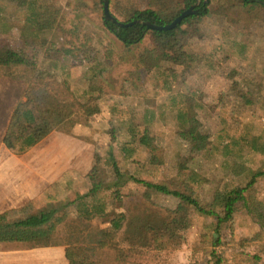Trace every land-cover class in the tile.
Returning <instances> with one entry per match:
<instances>
[{
    "label": "rangeland",
    "instance_id": "374dc122",
    "mask_svg": "<svg viewBox=\"0 0 264 264\" xmlns=\"http://www.w3.org/2000/svg\"><path fill=\"white\" fill-rule=\"evenodd\" d=\"M69 1L48 2L49 6L64 11L60 13L62 18L59 21L63 28L71 24ZM242 11L232 14V17L212 9L206 16L192 19L184 25V49L195 56H204L198 69L189 70L181 65L165 63L157 67L160 71L158 78L149 74L144 81L138 80L137 85H133L129 74L130 62L103 68L101 75L94 80L97 90L93 95L97 97L92 100L99 111L90 117L83 113L75 114L23 153L7 148L3 135L15 106L25 98L27 82L1 74L0 183L9 218H20L78 198L80 202L91 203L94 198L84 195L91 187L89 174L94 165L99 164L105 169V182L116 180L110 156L126 173L124 178L136 175L165 183L170 188L195 196L206 206L212 203L216 191L243 185L248 181V174L264 170V154L253 151L248 143L255 136H264V11ZM0 15L2 20H11L19 28L11 38L13 45H26L34 53L37 69L59 75V71L53 68L55 54L46 57V52L50 48L49 42L62 41V31L38 30L35 25L24 23L23 12L17 11L15 4L8 3ZM90 20H82L74 26L73 30L85 42L79 52L88 50L91 55L98 53L104 59L108 41L99 35L101 31L94 23V13ZM85 36H93L94 40L88 41ZM112 40L117 43L115 38ZM137 54L143 66L156 63V59L142 49ZM74 59L69 56L60 60L70 67L71 85L81 94L88 87L93 69L84 63H74ZM167 68L174 71L169 77L164 71ZM186 93L194 98L201 131L209 140V151L192 149L177 133L176 109L171 102L180 106L182 94ZM148 118H152L149 128L159 146L162 159L159 164L152 163L153 154L138 143H135L138 147L133 157L126 158L122 151L123 144L133 143L130 126L143 127ZM225 146L231 150L228 155L225 154ZM239 164H244L245 171L236 173L235 167L238 168ZM23 187L37 193L36 197L20 199L19 192ZM255 187L259 191L258 199L251 209L240 210L232 223L223 226L224 240L252 237L264 222V207L260 202L264 194V179ZM96 196L104 202L106 210L113 213L145 209L164 213L178 202L176 197L158 194L132 181L122 185L119 193L114 189H104ZM76 204L71 203L67 209L69 221L78 214ZM221 207L220 204L219 209ZM204 219L196 214L188 244L163 254L162 263L195 264L193 249L201 243ZM103 220L105 218L95 217L86 224L84 232H95L106 223ZM65 230V226L59 229L62 238ZM111 264L118 263L112 259Z\"/></svg>",
    "mask_w": 264,
    "mask_h": 264
},
{
    "label": "trees",
    "instance_id": "16d2710c",
    "mask_svg": "<svg viewBox=\"0 0 264 264\" xmlns=\"http://www.w3.org/2000/svg\"><path fill=\"white\" fill-rule=\"evenodd\" d=\"M49 1L0 0V14L8 3L15 4L17 11L23 12L24 23L35 25L38 30L62 31V41L49 42L50 48L46 52V57L55 54L53 68L59 71V75H54L48 70L36 68L34 53L26 45H13L11 38L19 28L11 20H2L0 15V75H10L27 82L25 98L15 106L3 135L4 144L15 153L28 150L75 114L83 113L86 117L96 114L99 108L92 102L97 97L93 95L97 90L94 80L110 64L130 62L132 67L129 74L133 85H137L138 80L144 81L149 74L158 78L160 71L157 67L165 63L181 65L189 70L198 69L204 56L187 52L182 43L186 33L184 25L187 22L206 16L212 9L224 16L238 14L242 9V12L245 9L264 11V5L258 0H110V12L119 21L128 23L140 19L156 25L171 23L184 10L198 2L197 13L185 17L173 28L158 30L148 28L143 23L120 26L107 20L103 0H71L68 4L72 11L71 24L63 28L59 21L62 18L60 13L64 11L49 6ZM93 13L94 23L101 31V34H97L108 41L104 59L98 53L91 55L88 50L86 53L79 52L80 46L85 45V42L73 30L80 21L92 19ZM85 38L88 41L94 40L93 36ZM140 49L154 57L156 63L143 66L137 57ZM69 56L75 58L74 63H84L87 64L86 67L93 69L89 75L88 87L81 94L71 85L70 67L60 60ZM164 71L168 77L174 72L173 68ZM155 84L158 83L155 81ZM182 95L183 103L180 106H176L174 101L171 102L176 109L177 133L192 149L209 151V140L201 131L202 124L197 117L194 98L188 93ZM151 119L143 127L130 126L133 143L122 146L126 158L135 155L139 144L153 154L152 163L162 162L159 146L149 128ZM248 143L253 151L264 154L263 135L253 137ZM224 150L226 155L231 153L229 146H225ZM110 160L116 176L114 182H105L106 172L99 164L94 165L90 171L91 187L84 197L92 196L94 199L91 203L84 200L80 202L78 198L73 202L16 219L9 218L8 212L0 213V242H21L33 247L65 245L67 264H111L112 259L118 264H164L163 254L188 244L189 231L196 214H200L205 218V231L201 234L200 245L193 249L195 264H264V222L252 237L240 240L232 238L229 241L223 238V226L232 223L240 210L251 209L253 202L258 199L259 191L255 185L264 179V170L248 174V181L243 185L225 188L222 192L216 191L212 203L206 206L195 196L170 188L165 183L146 180L136 175L124 178L126 173L119 169L115 158L110 156ZM243 171L244 164L235 167L236 173ZM128 181L158 194L176 197L178 202L164 213L146 209L141 212L113 213L106 210L104 202L96 199V194L104 189H114L115 193H119L120 187ZM260 202L264 207V194ZM71 203H77L78 214L69 221L67 209ZM220 204L222 207L219 209ZM97 216L105 218L103 221L106 225L100 226L95 232L85 233L86 224ZM61 226L66 228L63 238L59 234Z\"/></svg>",
    "mask_w": 264,
    "mask_h": 264
},
{
    "label": "crops",
    "instance_id": "0c3cea01",
    "mask_svg": "<svg viewBox=\"0 0 264 264\" xmlns=\"http://www.w3.org/2000/svg\"><path fill=\"white\" fill-rule=\"evenodd\" d=\"M2 186L0 183V213L5 212ZM25 189L26 187L21 188L20 199L36 197L37 193ZM65 252L64 245L33 247L21 242H0V264H67Z\"/></svg>",
    "mask_w": 264,
    "mask_h": 264
},
{
    "label": "water",
    "instance_id": "95a60500",
    "mask_svg": "<svg viewBox=\"0 0 264 264\" xmlns=\"http://www.w3.org/2000/svg\"><path fill=\"white\" fill-rule=\"evenodd\" d=\"M205 1H208V0H205ZM258 1H260L264 5V0H258ZM196 5H198V2L192 4L189 8L184 10L171 23H168V24H165V25H156V24H153L150 21H143V20H140V19H135V20H133L131 22H128V23H124L122 21H119L110 12V0H103V10H104L105 18L107 20H111L112 22H114V23H116V24H118L120 26H129V25H133V24H136V23H143L148 28L158 29V30H166V29L173 28L177 24H180L185 17L189 16L190 14L197 13L198 10L196 9Z\"/></svg>",
    "mask_w": 264,
    "mask_h": 264
}]
</instances>
